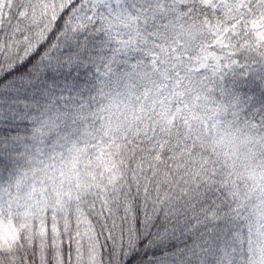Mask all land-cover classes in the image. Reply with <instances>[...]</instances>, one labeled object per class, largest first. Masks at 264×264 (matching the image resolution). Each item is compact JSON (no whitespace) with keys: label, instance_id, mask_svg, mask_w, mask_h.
Listing matches in <instances>:
<instances>
[{"label":"snow or ice","instance_id":"snow-or-ice-1","mask_svg":"<svg viewBox=\"0 0 264 264\" xmlns=\"http://www.w3.org/2000/svg\"><path fill=\"white\" fill-rule=\"evenodd\" d=\"M0 264H264V0H0Z\"/></svg>","mask_w":264,"mask_h":264}]
</instances>
